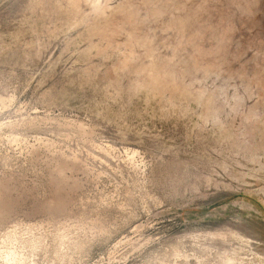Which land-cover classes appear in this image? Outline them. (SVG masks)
Wrapping results in <instances>:
<instances>
[{
	"label": "rangeland",
	"instance_id": "374dc122",
	"mask_svg": "<svg viewBox=\"0 0 264 264\" xmlns=\"http://www.w3.org/2000/svg\"><path fill=\"white\" fill-rule=\"evenodd\" d=\"M0 264H264V0H0Z\"/></svg>",
	"mask_w": 264,
	"mask_h": 264
}]
</instances>
